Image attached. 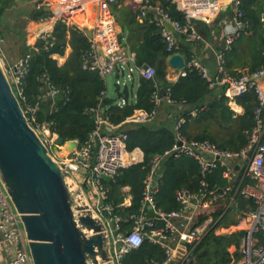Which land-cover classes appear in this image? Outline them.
Instances as JSON below:
<instances>
[{
	"label": "trees",
	"instance_id": "16d2710c",
	"mask_svg": "<svg viewBox=\"0 0 264 264\" xmlns=\"http://www.w3.org/2000/svg\"><path fill=\"white\" fill-rule=\"evenodd\" d=\"M16 0H0V40L7 42V28L3 20L6 13L14 8ZM129 1V2H128ZM147 5H159L163 12L181 25L186 23L184 15L167 0H145ZM119 6V7H118ZM116 23L121 27L119 40L123 47L134 53L136 66H150L154 69L153 79L146 80L138 76L137 82L131 81L124 86L115 84V97L107 94L105 79L96 71L83 69V57L90 49L87 36L78 29L67 28L56 23L46 39L38 38L33 53L26 47L24 38L8 46L10 54L24 51L29 55L27 71L23 79V97L19 98L23 109L26 106L38 105L35 123H47L50 129L64 141L77 140L79 144L86 142L96 128L95 116L99 112L103 118L116 126L128 136L127 147L139 148L143 153V162L120 170L113 181H105L109 189L107 202L112 204L114 212L126 219L130 214L140 212L142 208L144 182L151 171L156 157H162L156 173L155 207L163 214L179 212L182 205L177 201L178 191L200 195L204 191L220 193L229 185L223 178L224 166L218 162L216 168L203 172L200 163L185 155L164 157L175 143L174 132L167 127L155 128L150 123L123 124L136 110L148 113L156 110L154 95L159 98L168 96L175 105H189L196 108L195 116L184 114V123L177 128V133L187 141H208L221 151H237L242 149L251 131L256 127L255 108L257 99L253 91L237 97L235 102L243 109V113L235 116L227 104L223 90L210 89L208 83L194 68H186L185 75L171 83L167 80L168 59L173 54H180L186 64L194 57L193 48L179 37V49L167 52L166 42L161 35V26L152 12L146 14L142 22L138 20L139 12L133 0H116L111 5ZM242 21L248 24L247 29L240 33L231 50L242 49L245 52L244 62L249 64V73L264 66V0H245L241 5ZM19 17L28 15L33 21L47 19L50 13L44 8L28 13L21 10ZM23 22V21H22ZM49 27H47V30ZM70 53L62 65L53 59L54 55L63 56L66 48ZM16 50V51H15ZM230 51V50H229ZM18 52V53H19ZM228 52V51H227ZM249 55L248 58L246 55ZM228 53L225 57L228 58ZM225 56V55H224ZM225 64V63H224ZM225 69V65H224ZM121 77L120 71L115 74ZM233 76V75H231ZM238 76V75H234ZM57 91L51 98L50 89ZM124 100L123 106L118 101ZM264 120V115L262 116ZM106 132H108L105 129ZM240 176L234 181L233 189L228 196H235L237 209L245 213L257 207L251 197L241 193L235 195ZM202 182L206 187L202 186ZM125 187L129 188L130 206L121 207L126 194L120 195ZM240 191V190H239ZM146 209V208H145ZM224 209L217 212L213 221L218 220ZM202 216L192 228L204 222ZM225 214L218 225L228 220ZM223 222V223H222ZM156 228H164L163 220H154ZM131 222L123 224V231L130 230ZM245 233H234L230 236H216L214 229H207L199 243L189 245V259L185 264H227L230 262L228 248L236 249L234 258L238 260L239 245ZM262 241V240H261ZM263 244V242H260ZM164 250L158 243L145 239L142 245L123 255L122 264H147L151 260L163 261Z\"/></svg>",
	"mask_w": 264,
	"mask_h": 264
},
{
	"label": "built area",
	"instance_id": "2783aa9c",
	"mask_svg": "<svg viewBox=\"0 0 264 264\" xmlns=\"http://www.w3.org/2000/svg\"><path fill=\"white\" fill-rule=\"evenodd\" d=\"M167 1L184 15L186 21L184 25L172 20L159 5L149 6L147 1L138 0L137 8H140L138 16L140 22L143 21L147 13L152 12L154 14L161 26V35L166 42V50L169 53L179 49V37L181 36L186 43L190 44L200 39L193 26L195 20L208 24L222 12L223 5L233 8L235 26L233 32L228 33L225 37L224 49L216 55L217 73L212 75L199 61L192 59L184 69L179 70V76L185 75L186 68H194L208 83L210 89L220 87L223 90V95L230 102H234L237 97L248 91H253L258 103L254 111L257 120L256 127L251 131L246 145L237 151H221L208 141H187L177 133L174 145L165 152L164 157H179L181 155L192 157L200 163L203 172H209L216 168L219 162L221 166L225 167L223 172L225 179H230L233 173V168L227 162L241 163L242 178L238 188L243 195L253 198L257 207L245 217L247 228L241 246V257L231 264H264V120L262 119L264 115V89L261 84L264 79V66L252 73L243 72L238 76H231L224 71L225 52L231 49L240 33L248 27V24L241 20L243 16L241 5L245 0ZM115 2L116 0H56L57 9L50 20H53L54 24L59 22L67 28L78 29L85 35L86 31H91L92 37L88 38L90 49L83 57V69L96 71L103 78L108 74L115 75L117 71H120L121 77L117 78L116 84L121 86L126 84L123 79L124 72L128 73V80L131 79L133 72L143 79H153L154 69L150 66H136L133 55L123 47L119 40L120 32L111 10V5ZM51 5H53L52 2L47 0L46 6L50 7ZM40 8H45V6H39ZM158 15L162 16L161 20L157 18ZM165 23H169L173 30H168ZM49 35L50 31L43 32L38 38L46 39ZM98 47L101 48L104 55L109 57V63L98 53ZM29 59L30 56L26 54L14 65H5L18 99H24L23 79ZM48 95L54 98L57 91L51 88ZM164 98L168 103L174 104L168 96ZM159 100L160 98L155 94L154 103L157 104ZM124 104L125 101L122 99L118 106ZM37 109V104L34 106L27 105L24 111L29 122L38 131L50 151L57 147V151L54 153L55 159L81 183L90 205L104 221L111 239V251L115 264H122L123 255L139 248L145 239L158 243L165 253L163 261L151 260L147 264H185L190 253H183L177 261L176 257L180 246L193 245L200 240L206 231V224L192 228L189 232L179 233V237L176 239L174 236L176 229L170 220L181 217L183 212L192 204L194 207L201 206L199 205L201 200L198 195L178 191L176 199L182 205L179 212L163 214L156 209L154 202L156 186L153 183L156 181V173L159 170L162 157L154 159L151 171L145 179L140 212L130 214L128 218L124 219L117 215L112 204L107 202L109 189L104 184L105 178L108 177L110 181H113L120 170L142 163V151L139 148L129 149L127 147L128 136L125 132L119 131L120 125H112L99 112H96V128L89 139L83 144L78 143L75 150L68 151L64 145H56L58 136L51 131L49 124L35 123L34 115ZM154 113L155 111L148 113L136 110L125 122L128 124L147 123L153 118ZM192 114L195 115V113ZM182 123L184 120L180 119L177 128ZM204 154L210 155L212 159L205 158ZM245 177L254 181V187L242 186ZM202 186L206 187V184L202 182ZM123 190L125 193L128 191L127 188ZM229 190L230 187H226L223 194ZM213 200H216V196L213 197ZM120 206H130V196L126 197ZM148 207H151L161 217L160 220L165 222L164 228H156L154 223L156 219L148 218ZM127 222H131L132 226L130 230L123 231V224ZM261 240L263 244L259 243ZM119 242L122 243L121 246L118 245ZM0 247L6 255L4 264H33L27 249L21 220L1 183Z\"/></svg>",
	"mask_w": 264,
	"mask_h": 264
},
{
	"label": "water",
	"instance_id": "95a60500",
	"mask_svg": "<svg viewBox=\"0 0 264 264\" xmlns=\"http://www.w3.org/2000/svg\"><path fill=\"white\" fill-rule=\"evenodd\" d=\"M165 26L173 30L169 23ZM86 36L91 38V31ZM97 51L110 62L100 47ZM168 65L182 70L186 62L175 54ZM56 145L73 151L78 141L58 137ZM52 151L29 122L0 58V183L19 215L32 263L115 264L104 221L90 205L81 183L55 159L57 147ZM204 157L212 159L208 154ZM147 210L149 219L160 220L151 207Z\"/></svg>",
	"mask_w": 264,
	"mask_h": 264
},
{
	"label": "crops",
	"instance_id": "0c3cea01",
	"mask_svg": "<svg viewBox=\"0 0 264 264\" xmlns=\"http://www.w3.org/2000/svg\"><path fill=\"white\" fill-rule=\"evenodd\" d=\"M48 1L52 2L53 5H51L50 7L46 6L47 0H16L14 3V8L19 6L20 9L27 11L28 13L34 11L35 9H39V6L41 7L42 5H44L45 6L44 9L50 13V16L47 19L40 20V21H33L30 18H28V15L27 16L23 15V17L26 18L25 20V26H26L25 45L26 47L33 49L39 35L43 32H47V31L51 32L53 29V26L55 25L53 23V20H50V17L54 14V11H56L57 9V4L55 3L56 0H48ZM137 1L138 0H133V3L136 5V7L138 4ZM28 4L32 6L30 9L27 8V6H29ZM233 14H234L233 8L231 6L223 5L222 12L210 23L206 24L204 22L197 21V20L193 22V26L197 34L200 37L198 41L191 43V46L193 48L192 51L194 52L193 59L199 61L202 65H204L210 71L212 75H215L217 73L216 55L217 53H219V51H222L224 49L226 35L228 33L233 32L234 30L235 24L233 20V16H234ZM263 20H264V12L262 13V21ZM47 27H49L48 30H47ZM117 28H118V31L121 33L122 30H121V27L118 25V23H117ZM125 49L128 50L134 57V53H132L128 48H125ZM70 51H71L70 48L67 47L63 56L54 55L53 59H55L57 61V64L60 66L64 63ZM4 52H2L1 55H2V60L6 66L14 65L24 55L23 50H21L20 52L16 51V55L10 54L9 49L5 50ZM228 53L230 55L225 60V57L227 56ZM224 55H225L224 56L225 73L234 76V75H240L243 72L249 71V64H245L244 62L243 58H245L244 57L245 52H243L242 49H238L236 51L233 48L232 50L230 49V51L228 52L226 51ZM246 56L250 58L248 54ZM179 72H180L179 70L173 69L168 65L167 75H166L167 80L171 83H174L179 77ZM113 76L115 77V80H114V87H115L117 78L115 75ZM137 79H138V75L136 76V78H132L131 76V79H129L130 80L129 83L131 81L137 82ZM124 81L126 84L128 83L126 82L125 79ZM261 84L264 89V79L261 81ZM114 87L112 88V90H110L107 87V94L111 97L116 96ZM215 91L219 92L221 91V88L216 87ZM119 102L120 101H118V103ZM227 104L230 107V109L233 111L235 116H239L243 113V109L239 105H237L235 101L230 102L227 100ZM156 106L157 107L153 115V118L147 123L152 124L155 128L167 127L171 131H173L175 134H177V123L180 121V119H183L184 114H191L192 116H195L192 113L196 114V108H194L193 106L170 104L166 101L165 98H160ZM123 124H128V123L125 122ZM227 164L233 168V173L231 174V178L226 179L227 182L229 183L227 187H230V190L225 194H223V191L226 187L220 193H214V192L208 193L204 191L203 193L198 195L201 200L199 205L201 206L194 207V205L192 204L187 210L183 212L181 217L170 220V223L176 229V232L174 233V236L176 239L179 237V233L189 232L192 229L195 222H197L198 219L202 216H204L205 219L201 225L206 224V231L208 228L214 229V234L216 236H226L227 237L234 233H239V232L245 233V230L247 228V221L245 217L248 213H245L237 209L235 196L230 197V199L228 200V196L233 189L232 183H234V181L238 179L239 176H240L239 182L242 178L241 177L242 175L241 163H227ZM246 185L254 187V181L250 179L249 177H245L243 179L242 186H246ZM125 188H127V190L129 191L128 187H125ZM235 189H236L235 195L238 192L241 193V190L238 188V185L236 186ZM122 191L124 194H126V197H129L128 191L127 193H125L124 190ZM214 196H216V200H213ZM220 203H222L223 205L221 208L217 209L218 208L217 205H219ZM221 209H224L223 214L218 220L213 221L214 215L217 212H219ZM225 214H227L226 220L228 221L225 224H221L217 226V223L221 221L222 217ZM156 220H159V219H156ZM204 235L201 237L200 240H198L194 244L199 243L204 237ZM244 235L241 239V243L238 249V254L240 255V257H241V246L243 243ZM188 246H189L188 244L180 246L179 251H178L179 253L176 257L177 261L180 259L183 253L188 252V248H187ZM235 252H236V249L234 246H230L228 248L230 262L227 264L234 263L240 259L239 258L238 260H235L234 258ZM5 260H6L5 252L0 247V264H4Z\"/></svg>",
	"mask_w": 264,
	"mask_h": 264
},
{
	"label": "rangeland",
	"instance_id": "374dc122",
	"mask_svg": "<svg viewBox=\"0 0 264 264\" xmlns=\"http://www.w3.org/2000/svg\"><path fill=\"white\" fill-rule=\"evenodd\" d=\"M129 2V1H128ZM29 5V4H28ZM22 7V5H21ZM32 6L29 5L27 6L28 9H30ZM22 9L18 7L16 8H12L11 10H9L6 14V18L3 20V24L4 27L7 28L6 30V35H9L8 41H1L0 40V58L2 59V52H4L5 50L8 49V46L10 45L13 46V42H18L20 41L19 39H23L25 40V36H26V26H25V17H19V13H21ZM114 15V14H113ZM115 17V16H114ZM116 18V17H115ZM23 21V22H22ZM16 51V50H15ZM5 53V52H4ZM13 55H16V53H14ZM127 72H124V79L126 80V82L129 83V80L127 79ZM132 78H136V73L133 72L132 73ZM105 82H106V86L112 90V88L114 87V80L115 77L112 74H108L107 76H105ZM14 89V88H13ZM53 152V151H51ZM222 203H220L219 205H217V209L222 207Z\"/></svg>",
	"mask_w": 264,
	"mask_h": 264
}]
</instances>
